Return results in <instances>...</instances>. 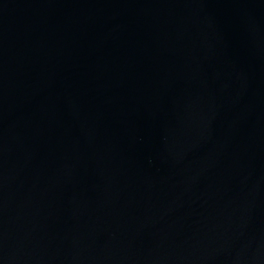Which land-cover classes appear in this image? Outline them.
<instances>
[{
    "label": "water",
    "instance_id": "water-1",
    "mask_svg": "<svg viewBox=\"0 0 264 264\" xmlns=\"http://www.w3.org/2000/svg\"><path fill=\"white\" fill-rule=\"evenodd\" d=\"M0 264H264V0H0Z\"/></svg>",
    "mask_w": 264,
    "mask_h": 264
}]
</instances>
